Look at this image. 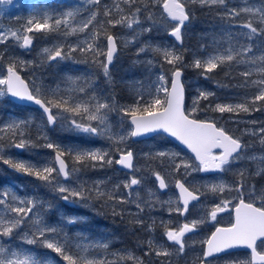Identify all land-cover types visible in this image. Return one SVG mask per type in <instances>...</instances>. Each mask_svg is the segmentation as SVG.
<instances>
[{"label":"snow or ice","instance_id":"obj_1","mask_svg":"<svg viewBox=\"0 0 264 264\" xmlns=\"http://www.w3.org/2000/svg\"><path fill=\"white\" fill-rule=\"evenodd\" d=\"M193 3L206 7L225 6L222 20L232 21L242 14L249 19L239 25H230L225 30L228 46L222 51L206 57L194 56L191 64L186 65L184 53L178 48H182L184 33L192 20L188 6ZM13 4L14 0H0V5ZM153 8L160 9L159 16L152 11ZM235 26L247 31L233 33L231 27ZM116 27L131 30L122 41L125 47L139 43L141 36L154 29L163 30L174 38L176 43L167 46L144 42L136 52L137 56L151 52L161 57L164 63L172 66L170 79L161 72L147 87L141 84L134 90L133 102L127 105L119 104L114 95L104 97L98 93L92 73L73 75L69 72L54 88L45 87L40 73L53 62L59 64L66 61L95 65L111 82L110 67L116 58L118 44L117 37L109 32V28ZM34 32L55 33L61 39L52 47L43 48L36 60L9 56L6 74L0 75V103L34 105L41 113V119L37 123L31 115L24 118L12 116L0 123V163L16 173L41 181L44 186L59 193L60 199L66 203L83 202V206L87 207L90 200L103 201L105 205L111 202L113 216L121 217L125 210L117 211L116 205H134L136 212L129 213L133 217L129 223L151 234L156 221L149 217L150 222H146L143 214L150 212L159 198L153 190L148 191L147 198L142 197L139 191L134 192L142 185L141 178L132 175L122 184L114 185L110 191L102 189L104 181H94L91 187L86 186V181L73 186L72 181L78 179L77 174L82 169L113 164L133 172L139 171L134 165V152L127 142L150 134H166L186 146L194 154V159H185L177 152L166 150L144 155L148 159L159 160L161 166L169 170V176L182 177L169 181L160 171L152 170L158 190H166L174 183L177 190L175 199L170 197L161 203L162 206L167 205L170 216L175 213L184 217V222L171 227V221L161 220L166 239L160 242L150 235L141 242L142 248H146L144 256L166 258L183 254L188 246L185 238L189 233H195L201 225L218 222L219 214L229 212L231 222L227 226H216L211 235L201 241L203 251L197 257L200 264H209V258L241 248L249 250V254L227 264H264V189L257 191L255 185H249L248 170L236 167L242 162H251L256 166L251 175H264V154H248L249 146L241 138L229 134L214 120L198 119L196 112L200 99L206 100L214 93L198 90L193 107L188 109L182 81L184 67L200 69L201 75L207 76L218 67H230L234 63L245 65L247 70L240 73L245 77L243 86L256 88L257 94L236 104H216L212 111L235 114L260 111L256 102L264 101V3L229 9L226 0H113L110 5L102 4V0H81L80 3L62 5L59 10L48 3L41 11L30 15L20 28L0 29V44L12 39L19 49L30 51L33 46L31 34ZM82 34L84 39L81 40L79 37ZM237 35L243 36L248 43H241ZM101 36L107 42L106 48L98 42ZM70 37H77L76 42L69 43ZM255 38H261L260 44L255 45L260 49L259 55L253 51ZM213 43L218 44L219 41L214 40ZM76 52L83 59L76 60L73 57ZM5 55V52H0V61ZM144 63L152 66L153 60ZM24 69L31 71L27 80L20 74ZM253 75L258 79H249ZM33 127L37 130L36 139L44 141L42 146L52 150L54 158L40 163L7 155L6 148L27 150L36 147L30 133ZM56 127L83 139L84 143H94L96 139L107 141L111 150L53 142L48 130L54 131ZM245 131L250 135H259V144L264 146V127L258 131ZM66 157L71 158V167ZM234 169V174L239 177L234 183H226L223 179L200 182L188 179L193 173L223 175ZM121 187L128 190L127 198L117 195ZM233 192L236 194L234 197L225 195ZM209 196L213 198L211 202ZM51 207L35 195L21 197L8 189L0 191V264H59L61 260L66 264H144V258L134 252L112 253L115 259H108L99 254L108 250L107 242L84 243L82 241L87 237L81 233H77L76 242H73V238L62 228L45 220V212ZM193 212L195 217L189 219ZM61 218L68 225H76L84 219L78 215H63ZM37 248L49 251L41 254ZM159 264L166 262L159 260Z\"/></svg>","mask_w":264,"mask_h":264},{"label":"rangeland","instance_id":"obj_2","mask_svg":"<svg viewBox=\"0 0 264 264\" xmlns=\"http://www.w3.org/2000/svg\"><path fill=\"white\" fill-rule=\"evenodd\" d=\"M33 1L34 0H14V4L12 6L0 5V29L7 30L9 28H11V29L20 28L22 25H24V23L26 22L27 18H29L30 15L41 11L43 7H41L39 5L40 3L33 4L32 3ZM67 2L71 3V4H76V3H80L81 0H67ZM112 2H113V0H102V4H109L110 5V4H112ZM68 3L66 5H68ZM261 3H264V0H226V7L230 9L233 7H244L246 5L247 6H260ZM197 4L200 6L199 3H197ZM33 5H35L36 7L33 8L32 7ZM207 9L211 15H215L216 18H218V26L216 24L211 26V29L215 30V31H212L213 35H215V36H213L210 39V41L212 42V40L216 36L219 37L220 35H222L221 37H219L217 39V41H219V43L213 44L216 47H220V49H216L217 51L218 50L222 51L223 48L228 46L227 43L225 42L226 41L225 30L228 29L230 25H239V24L243 23L244 21L249 19V17L246 14H242L241 16L237 17L235 20H232V21L223 20L220 22L219 18H221V16H223V14L225 12V6L207 7ZM101 11H103V8H101ZM152 11L157 16H159L160 9L153 8ZM85 15H87L86 12H85ZM141 19L143 20V17H141ZM116 28L119 29V30L115 31V35H114L117 37L118 53H117V56L114 59V62L110 68H111L112 72L118 73L117 82L121 85H124L127 88L128 96H130V98L133 102V100L135 98V91L134 90L136 88H140L141 84H143L144 87H147L152 81H155L156 76L161 73V72L155 71L153 68V65L149 66L146 63H144L147 60H152V54L153 53H151V52L142 53V54H140V57H138L136 55L137 48L141 44H143L144 42H148L151 44H162V45H166V46L174 44V42H173V40H171L168 37V35L163 30L154 29L151 33L141 36L139 43L132 44L130 46L125 47L123 45L122 41L129 36L131 30L126 29V28H122V27H116ZM231 31L233 33L239 34V33L246 32L247 29L235 26V27H231ZM31 35L33 36V34H31ZM79 39H81V40L84 39V35L82 34L79 37ZM237 39L241 43H248V41L245 40V38L243 36L237 35ZM260 39L261 38H255L253 41V43H254L253 51H254V54H256V55L260 54V49H258L255 46V45L260 44ZM9 40H11L13 42L11 45V49H10V51H11L10 56H13V55L19 56L21 59L29 60V58L26 57L28 52L21 49L22 50L21 53H23V55H21V53L15 49L16 42L12 39H9ZM76 40H77V37L68 38L69 43H74V42H76ZM55 43H57V42H55ZM52 45L49 47H52ZM45 47L46 46H40V45L36 46V49L34 50L36 58L39 57V53ZM209 48L210 49L212 48L211 45H209ZM183 50H184V47H183ZM215 52L216 51L203 50V52L200 55L192 54L190 56L189 62H187L184 58V63L186 65L191 64V61L193 60L194 56L206 57L207 55L214 54ZM125 55H126V57H124ZM124 58L128 63L125 65H122ZM116 61H117V63H116ZM74 65L76 66L75 63H74ZM136 66H138V67H136ZM171 67H170V71L168 73L162 71L169 79L171 76ZM236 67H237V69H236L237 73H236V75H232V78L236 79V78L242 77V79L240 80L241 83L237 84V86L242 90L241 93H246V92L251 93V95H249L247 98L253 97L254 95L257 94L258 90L256 88L250 86V85L249 86H243L244 81H245V77L240 75L241 72L247 70V66L236 65ZM184 68L187 70V72L183 76V83L185 84V88H187V90L190 92V94H189L190 103H189L188 109H191L193 107V99L199 95L198 90H204L207 92L214 93V95L209 96L208 99H206V100L212 99L215 102H219L217 104H223V102H226V104H230V101H228L229 99H228L227 90H224V89H221V88L214 86L215 85L214 83H212L213 86L204 85L205 84L204 81L200 80L196 74L192 73V67H184ZM25 71L28 72V69L22 70V72H25ZM249 79H258V77L256 75H253ZM137 82H140V83H137ZM196 91L198 93H196ZM240 97H246V96L241 95ZM237 103H240V102H237ZM215 105L210 106L209 103L206 105L205 104L202 105L201 101H199L197 112H203V114L205 115V117L203 119H209V118L214 119L213 117H218L216 119V122H219L221 119L220 118L221 116L224 117L229 113H227V112L219 113V112L212 111V108H214ZM256 107H259L261 110L260 111H251L250 113L241 112V113L247 114L249 116L246 119L222 118L221 123L223 125H225L222 127H224V128L227 127V128H230L231 130L235 131L236 134L238 135V138L244 139L247 136H249L251 138H256L259 141V135H255V136L250 135L245 131L246 129L252 130V131H258V129H260L261 127H264V101L256 102ZM10 117L11 116H7L5 118H0V123H3L4 121L8 120ZM113 118L115 119V114H114ZM252 121H255L256 123H252ZM233 122H234V124H233ZM237 124L240 127H238ZM253 125H255L256 127L249 128L250 126H253ZM66 145H70V144H66ZM77 145H80L83 147H90L89 145L81 144V143L77 144ZM246 145H248L250 148L262 147L260 144H256L250 140L247 141ZM127 146L130 147L131 150L134 152L135 167L137 169H139V171H135L131 174L121 173L122 175L118 176L117 174L120 172H118L115 168L112 171V174L114 176H112L111 178H108L106 175H103L101 177H95V176H91L88 174H79L78 173L77 174L78 179L74 178L72 181V185L76 186L78 183L86 181L87 182L86 186L91 187V185L94 181H104V184L112 182L108 187L105 188L106 190H110L111 188H113L114 185L122 184V182H125L128 179H130L132 175H135V176L141 178L143 183L138 188H135L134 192L139 191L142 197L147 198L148 191L153 190V191H156L157 196L159 198V200L155 202V207L150 212H146L143 214L145 216L146 222H150L149 217L156 221V227H155L154 232L149 234L147 231L142 230L140 228H137L133 224L129 223V221L133 218L131 215H129V213H135L136 212L134 205L119 204V205H116V210L117 211H120L121 209L125 210L124 216L123 217L120 216V219H123L131 227L135 228L137 238H140V237L143 238L140 240V245H141V242L146 241L150 235L152 237H154L157 241L163 242L166 238L163 237L164 228L161 226L160 221L161 220L171 221L170 226L176 227V226H178V224L184 222V217H181L175 213H173L170 216L169 213L167 212V205L162 206L161 202L167 201L170 197L172 199H175L176 194L173 190L174 183L167 189V191L165 193H163V194L159 193L158 190L156 189L155 179L152 176V169L149 167L151 159L146 158L144 154L148 153V152H155L157 150H166V151H171V152H177L180 154L181 157H183L185 159H191V158H189L183 151H181L175 145H171L169 143H164L162 141V139H160L158 136L153 137V138L148 139V140H145V141L136 142V143H132L131 140H129L127 142ZM257 155H260V154H257ZM71 166H72V164H71ZM151 166L156 167V169H154L155 171H160L163 175H165L166 180L174 181V179H176V178H182L179 175L169 176V174H168L169 170H167L166 166H161L159 160L152 159ZM236 167L237 168H241V167L246 168L247 170L249 169L248 164H246L245 162H242V163L236 165ZM254 170L255 169H253V171ZM181 172H183V169H181ZM234 172H235V169L233 170V172H229V173H226L223 175L217 173L214 176H210L209 179L202 178L199 175V173H193L192 176L188 177V179H189V181H196V182H200L201 180L217 181V180L223 179L226 183H234L236 180L239 179V177L237 175H235ZM251 173H248V172L246 173L247 183L249 185H252L249 183ZM82 177H83V179H82ZM255 187H256V185H255ZM4 189H8L12 192H15L16 195L21 196V197H24V196L31 197V196L27 195L24 192V189L19 184L15 183V182L5 183V184L0 185V191H2ZM256 189L259 191L260 189H264V186L259 187V189L256 187ZM117 195H123L125 198H127L128 190L121 187L119 189V192L117 193ZM225 195L228 198H231V197H234L236 194L233 192V193H226ZM212 199L213 198L211 196L208 197L209 202H211ZM216 202H219V201L217 200ZM73 205H75L77 208H81V207L85 208L84 212L89 214V215H86L83 218L90 217L92 215V213L94 212V209L91 205V201L87 202V207L83 206V202H79L77 204H71V206H73ZM107 206H109L110 210L113 211V204L112 203H108ZM226 213L228 214L229 212H224L222 214H219L218 219L220 217H225ZM195 215H196V213L193 212L192 215L189 216V219L194 218ZM48 223L62 228L61 224L58 221H54L53 223H50V222H48ZM214 224H215V222H210V223L201 225L200 228L195 233H189L185 238L186 244L188 246L186 247L185 252L183 254H180V255L174 254L173 256L166 257V258L165 257L156 258L154 256H144V251H146V248H142V246H141V251L143 252L141 257L144 258V264H149V262L151 264H159V260H164L166 262V264H200L197 257L201 256L202 251H203V245L201 244V241L203 239L207 238L208 236H210V233L212 231V228L214 227ZM136 228L138 229V231ZM89 241L90 240L87 239V240H84L82 242L87 243ZM74 242H76V239H74ZM131 252H134L136 256L138 255V251H136V250H133ZM237 258H239V256H234V258L231 257V259H233V260H235ZM213 259H215V258H212L209 260V264H227V262L232 261L229 257L222 259V260H213Z\"/></svg>","mask_w":264,"mask_h":264},{"label":"trees","instance_id":"obj_3","mask_svg":"<svg viewBox=\"0 0 264 264\" xmlns=\"http://www.w3.org/2000/svg\"><path fill=\"white\" fill-rule=\"evenodd\" d=\"M40 3L39 5L43 7V5L50 3L55 7L57 10L60 9L62 5H66L68 2L67 0H34L32 2ZM71 4V3H68ZM189 10L192 14V20L187 27V31L184 34V45L186 49L183 51V48H178L179 51H183L185 60L189 62L190 56L192 54L200 55L203 50L206 51H217L216 49H220V47H216L213 44V41H217L219 37L216 36L212 42L210 39L215 36L213 35L211 29L212 25L218 26V18L215 15H211L206 6H199L197 3L189 4ZM220 22L223 21L219 18ZM119 30L118 28H109V32L112 35H115V31ZM33 34V47L28 52L26 57L29 60H36L34 50L36 46H46L49 47L55 42L60 41V37L57 36L55 33H44V32H34ZM99 44L101 47H105V39L103 36L99 39ZM12 41L8 40L5 44H0V52H5L6 55L4 59L0 61V75L5 74L6 65L8 63V59L10 56V49L12 45ZM201 45H204L202 48ZM211 45V49L209 48ZM20 53L22 52L17 46L15 47ZM73 57L76 60H81L83 57L79 52L73 53ZM126 57V55L124 56ZM140 57V56H138ZM103 59V57H101ZM153 60V68L157 72H166L170 71L171 65L164 63L161 57L152 54ZM117 63V61H116ZM128 62L123 60L122 65L127 64ZM72 64V65H71ZM138 67V66H136ZM236 64H232L230 67L228 65L218 67L211 73H208L207 76L201 75L200 69L192 68V73L196 74L199 79L204 82L206 86H213L212 83L217 84L220 88L227 89L231 87L232 84H239L240 78H232V75H236L237 73ZM71 73L73 75H82L86 73H92L93 77L96 81L97 91L98 93H102L104 97H111L115 96L116 100L121 105L131 104L132 100L130 96H128V90L124 85H121L117 82L118 73L111 72L112 81L108 82L103 74L101 69L96 67L95 65H86V64H76L74 65L71 61L61 62L57 64L53 62L52 66L46 68L43 72L40 73L43 79V83L45 87H55L58 83H61L62 78L65 74ZM22 76L27 80L31 77V71L28 70L25 72L21 71ZM116 77V78H115ZM63 87V84H61ZM33 116L37 123H39L41 119V113L32 110L27 107L9 104V103H0V118H5L7 116H14L19 118H24L26 116ZM114 117V114H113ZM247 114L239 113L238 118H248ZM32 139L36 142V147L27 149V150H20L16 148H6L5 152L7 155L14 156L18 159L30 160L32 162H40L43 163L46 160H52L54 152L52 150L43 147V140H37V130L35 127L31 128L30 130ZM48 135L53 142L60 143L62 145L66 144H86L90 147L95 148H104L106 150L110 149V144L107 141L96 139L94 143H84L83 139L76 138L70 134H66L57 127L54 131L48 130ZM160 139L164 143H169L164 137L159 136ZM66 160L71 167L72 161L70 157H66ZM149 167L154 170L156 167L151 166ZM113 169H115L114 164L112 166H104L103 168L97 167L95 169L88 168L82 169L79 174H88L95 177H101L106 175L108 178L114 176L112 174ZM121 176V173L117 174ZM83 179V177H82ZM15 182L19 184L23 189L24 192L29 196H38L42 201L45 202V205H51V209L45 212V220L47 222L53 223L54 221H58L61 224L62 229L64 232L71 238L74 239L77 237V233H81L84 237H87L90 241H99L103 240L109 244V248L106 252L100 251V255L106 256L108 259H115L112 256V253H124V252H131L133 250L138 251L137 256H141L143 252L141 251L140 240L143 239L142 237L137 238L134 235H131L130 231H125L122 228V222L118 220L119 216H113L110 207L105 205L103 201L99 200H90L91 205L94 209V212L90 217L84 218L80 223L76 225H68L65 221L61 218L63 215H78L85 217L89 215L85 213V208H77L75 205L71 206L70 203H66L60 199V194L53 192L48 187L44 186V184L36 180L33 177L24 176L22 174L16 173L12 169L8 168L6 165L0 163V185L5 183ZM110 183L103 184L102 189L106 190L105 188L108 187ZM112 190V188L110 189ZM109 190V191H110ZM21 192V191H20ZM111 203V202H109ZM72 207V208H71ZM41 211H44L43 209ZM32 247V246H28ZM39 253L43 254L46 249H36ZM51 255L55 256L54 253ZM59 259V258H57ZM59 264H66L62 260ZM123 264V262H121ZM149 264H151L149 262Z\"/></svg>","mask_w":264,"mask_h":264},{"label":"flooded vegetation","instance_id":"obj_4","mask_svg":"<svg viewBox=\"0 0 264 264\" xmlns=\"http://www.w3.org/2000/svg\"><path fill=\"white\" fill-rule=\"evenodd\" d=\"M196 93H198L197 91H196ZM230 99H231V104H236V102H234L235 101V96H231L230 97ZM189 103H190V96H189V93L187 94L186 93V97H185V105H187V107H188V105H189ZM197 115L199 116V117H202V118H204L205 117V115L203 114V112H198L197 113ZM215 115V114H214ZM214 119H211V118H209V120H214V121H216V119L218 118V117H213ZM243 143H245L244 141H242ZM247 151H248V154H264V152L263 151H258V150H255V151H253V150H248L247 149ZM246 164H248V167H249V169H248V173H251V172H253V169H255V164H253V163H251V162H245ZM246 172V173H247ZM217 173H199V175L202 177V178H206V179H209V177L210 176H214V175H216ZM249 183L250 184H252V185H256V187L259 189V187H262V186H264V175H261V176H254V175H251L250 174V179H249ZM260 185V186H259ZM258 191V190H257ZM247 198V197H246ZM202 199H203V197H202ZM231 222V215H230V213H226L225 214V217H220L219 219H218V222H215V224H214V227L212 228V231L215 229V227L216 226H227L229 223ZM134 231H135V228H133V227H131ZM138 228V227H137ZM136 228V229H137ZM137 231H138V229H137ZM136 232V231H135ZM249 254V250H237V251H229V252H226V253H224V254H222V255H219V256H216L215 257V259H213V260H222V259H225V258H227V257H229L230 259H231V257H233L234 258V256H239V258H244L245 256H247ZM231 260H233V259H231Z\"/></svg>","mask_w":264,"mask_h":264},{"label":"water","instance_id":"obj_5","mask_svg":"<svg viewBox=\"0 0 264 264\" xmlns=\"http://www.w3.org/2000/svg\"><path fill=\"white\" fill-rule=\"evenodd\" d=\"M172 38V37H171ZM173 40H174V38H172ZM183 77V76H182ZM15 104H17V105H20L19 104V102H16ZM21 106H25V107H29V108H32V109H35V110H37V108H36V106H34V105H31V104H28V105H21ZM38 111V110H37ZM154 135H156V134H150L149 136H146V137H140V138H133L132 139V141H141V140H145V139H148V138H151L152 136H154ZM165 136H167L166 134H164ZM168 138H170L174 143H176L179 147H181L183 150H185V151H187L193 158H194V154L193 153H191V151L189 150V149H187L186 148V146H184V145H181L178 141H176L174 138H171V137H169V136H167ZM115 166H116V168L117 169H119V170H122V171H126V172H131L132 170H129V169H124V168H122V166H119V165H116L115 164ZM166 190H163V191H160L159 190V192H161V193H164ZM175 191H176V193H177V190L175 189ZM237 250H247V249H232V250H228L227 252H229V251H237ZM222 254H224V253H220V254H217V256H219V255H222ZM210 259V258H209Z\"/></svg>","mask_w":264,"mask_h":264},{"label":"bare ground","instance_id":"obj_6","mask_svg":"<svg viewBox=\"0 0 264 264\" xmlns=\"http://www.w3.org/2000/svg\"><path fill=\"white\" fill-rule=\"evenodd\" d=\"M239 119H246V118H239Z\"/></svg>","mask_w":264,"mask_h":264}]
</instances>
